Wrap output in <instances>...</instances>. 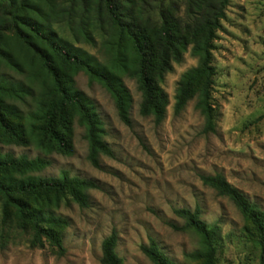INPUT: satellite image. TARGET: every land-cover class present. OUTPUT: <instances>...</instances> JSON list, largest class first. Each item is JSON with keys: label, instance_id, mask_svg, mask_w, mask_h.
Wrapping results in <instances>:
<instances>
[{"label": "trees", "instance_id": "1", "mask_svg": "<svg viewBox=\"0 0 264 264\" xmlns=\"http://www.w3.org/2000/svg\"><path fill=\"white\" fill-rule=\"evenodd\" d=\"M228 4L229 0H0V141L41 154L28 158L0 152V240L5 229L31 231L32 244H46L57 256L63 255L67 222L55 210L66 199L87 208V191L97 188L66 171L57 177L41 175L51 165L47 156L73 155L74 119L83 128L88 162L99 168L101 156L112 157L92 102L74 86L77 73L105 89L126 126L131 124L132 97L122 78L133 80L141 95L139 114L159 124L169 105L163 79L190 48L197 63L176 83L173 113L179 114L195 97L204 132L214 131L212 52ZM80 43L97 47V55ZM200 181L228 198L249 223L259 249L258 264H264V211L220 173L202 175ZM174 214L200 239V247L185 258L216 264V227L200 219L199 208L177 209ZM117 241L115 231L103 239L100 264H123L115 251ZM140 249L151 264H177L152 239Z\"/></svg>", "mask_w": 264, "mask_h": 264}, {"label": "rangeland", "instance_id": "2", "mask_svg": "<svg viewBox=\"0 0 264 264\" xmlns=\"http://www.w3.org/2000/svg\"><path fill=\"white\" fill-rule=\"evenodd\" d=\"M61 32L69 37L65 28ZM216 36L211 133L204 132L195 97L179 114L173 113L176 83L197 63L190 48L163 79L169 105L159 124L139 114L141 95L133 80L122 78L132 97L131 124L126 126L100 84L82 72L73 77L75 88L92 102L103 123V139L112 157L101 156L99 168H94L87 160L83 128L74 119L73 155L47 156L51 165L41 175L57 177L66 171L94 182L97 188L87 191L89 206L81 209L66 199L55 210L67 222L63 255L57 256L46 244H32L31 231L5 229L0 264H100L101 243L113 231L123 264H151L140 249L150 239L173 263L199 264L185 258L200 247L199 236L174 214L196 208L204 223L216 227V264H258L251 226L228 198L204 186L200 176L222 174L264 211V0H229ZM78 46L97 55V47ZM0 152L41 156L31 147L2 141Z\"/></svg>", "mask_w": 264, "mask_h": 264}]
</instances>
